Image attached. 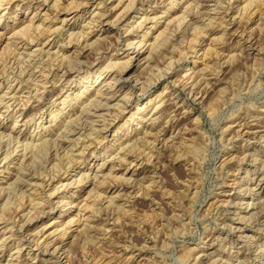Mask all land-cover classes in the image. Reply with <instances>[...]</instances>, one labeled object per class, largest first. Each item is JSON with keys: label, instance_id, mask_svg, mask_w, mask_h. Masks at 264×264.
Returning a JSON list of instances; mask_svg holds the SVG:
<instances>
[{"label": "rangeland", "instance_id": "obj_1", "mask_svg": "<svg viewBox=\"0 0 264 264\" xmlns=\"http://www.w3.org/2000/svg\"><path fill=\"white\" fill-rule=\"evenodd\" d=\"M71 1L75 0H60L57 8L51 7L55 0H49L47 6L41 5L42 0L4 2L0 8V57L2 55L3 58L1 66L6 65L11 76L13 72H21L22 69L31 68L33 64L32 60L28 59L27 52L19 56L15 62L10 61L9 44L13 41L10 38L14 31L27 25L29 22L27 20L36 12L34 26L40 25L43 32L39 36L38 44L47 40L51 29L53 31L61 25L65 9L71 5ZM100 1L89 0V4L81 5L79 14L83 13L88 17ZM110 2L107 0L108 9L118 15L124 6H115L118 0H114L113 6ZM147 2L151 4L150 9L156 8L158 12L165 10L161 0ZM179 2L181 3L178 7L185 0ZM199 2L201 4L204 0ZM206 4V8L211 12L207 15L199 14L198 21L180 37L184 38H179L177 43L179 46L176 45L179 49L175 48L172 55L169 53L164 63L163 58L155 56L152 66H147L144 59L147 52L134 62L136 67L125 83V87L131 90V98L126 108L124 107L122 112H117L115 109L119 102L114 100L112 102L114 107L111 106L109 111L116 113V117L107 111L104 112L106 121L102 120L103 117L96 118L95 124L98 128H102L106 122L108 126L104 133L110 135L102 143L92 145L82 168L85 165L93 168L102 161H97L92 152L98 158L103 155L101 158L108 161L111 159L115 152L113 150L106 152V148L108 140L112 139L119 126L122 127L118 134L123 138L127 133H134L132 129L138 126V117H145L147 124L151 122L148 120L151 106L146 113L137 115L138 117L130 116L136 111L137 104L148 105L151 98L152 102L164 98L159 127L165 130L166 134L161 139L165 138L167 145L151 149L144 142H140V145L138 143L130 151L133 155L142 156L139 157L140 164L137 166L136 162L131 166L111 162V166L114 163L117 166L114 173L121 174L131 169L139 170V173L134 176L131 187L124 189L121 187L119 192L109 193L107 196L110 197L96 205L100 212H96L94 220L91 221L97 227H101V224L109 226L108 232L95 234V229L90 233L95 235L91 238L85 232L88 230H83L84 223L88 221L85 217L91 212H79L77 207H72V212L76 219L79 218V222L76 221L72 228H68V235L63 236L61 228L53 232L58 224L54 226L51 224L66 219L71 211L68 210L71 205L52 209L46 205L44 209L40 208L35 215L33 214L32 230L35 229L36 232L46 228L45 235L52 231L54 233L52 239L64 243L66 249L64 258L56 259L45 253H39L36 257L35 252L28 254L27 250L23 249L22 255L15 259L11 254L16 253V248L13 245L9 248L10 242L4 248L2 264H264V189L261 193L258 189L264 183V177L261 179L264 176V0H212ZM201 5L199 8L195 7L193 13L197 9H201V12L206 9ZM166 6L169 7L168 4ZM228 9L233 12L235 24H228L230 21L227 23V18L224 17ZM135 11L132 15L136 13L138 18L145 10ZM190 15L192 16L191 13ZM190 15L185 21L187 24L191 22ZM164 19H161V23ZM88 20L89 17L86 21ZM151 24L148 23L147 27ZM177 26L174 30L180 33ZM105 27L101 29L103 36L99 43L98 39L95 40L97 35H91L93 37L89 43L92 48H87L84 56H81L82 62L79 64L81 67H74L75 69L71 70L72 75L81 76L92 72L96 68V62L104 57L106 62L116 56L122 61L125 59L123 51H113L119 36L116 27L106 32L103 31L107 28ZM99 29L100 27L96 26L94 30L97 32ZM72 44L65 46L67 54H73ZM35 47L36 45L33 46ZM57 49L58 47H54L52 53ZM42 60L37 61L34 66L41 68L52 63L48 56ZM166 61L173 63L171 65ZM192 68L196 69L198 75L187 82L185 75L190 73ZM74 70L79 72L75 73ZM5 78L0 76V81L4 82ZM74 85L72 83L71 88ZM69 87L66 88L67 93L72 91ZM27 90L28 88H25L19 94L23 98L21 103L26 102ZM60 91L61 86L57 84L54 94ZM31 103L29 102L23 111L21 109L18 112L14 111L10 117L7 114L3 122L12 127L16 116L21 113L23 114L18 120L32 117L35 110L30 109ZM68 110L69 107L66 111ZM23 121H19L16 131L27 130L21 125ZM11 130V128L6 130V134ZM29 130L32 131L34 128L30 125ZM7 138L8 136L5 137ZM18 150H21V147ZM40 154L39 163L45 158L44 152ZM10 168L14 170L15 163H10ZM109 169L110 167L104 172L105 178H100V181L108 182L106 185L115 183ZM78 171H71V176ZM14 180L15 177L12 181ZM71 189L76 204L79 203L81 206L85 200L93 203L96 193L93 185L76 182ZM36 191L30 192L37 199L43 198L45 194H41L42 189ZM90 191L94 195L90 196L88 194ZM111 198H115L113 204L108 203ZM12 199V202L16 201L14 196ZM3 202H6V198L0 201V230L5 228L7 225L5 219L13 215L12 210L14 207L17 208L15 205L19 203L17 201L16 204H10V208L4 213L1 212L5 204ZM246 209L251 211L246 212Z\"/></svg>", "mask_w": 264, "mask_h": 264}, {"label": "bare ground", "instance_id": "obj_2", "mask_svg": "<svg viewBox=\"0 0 264 264\" xmlns=\"http://www.w3.org/2000/svg\"><path fill=\"white\" fill-rule=\"evenodd\" d=\"M48 1L49 0H42L41 5L47 6ZM59 1L60 0H55L51 7L57 8ZM110 1L111 6H113L114 0ZM147 1L149 0H118L117 5L115 6H124V8H122L123 10L119 14L116 13L118 15H115L113 10L110 11V9H108L109 6L107 0H101L96 4V8L90 12L88 21H86L88 17L83 15V13L79 14V11L81 5L89 4V0L71 1V5L65 9V16L61 19V25L54 28L53 31L51 29V33L47 35V40L42 41L39 44L38 39L43 32L41 31L40 25V27L34 26L36 12L31 18H29V20L26 19L29 21L27 25L21 27V29L19 28L17 31L15 28L14 33L12 32L13 36L10 40L13 41L9 44V49L12 52H10V61L15 62L19 56H22L27 52V57L32 60L33 64L31 68L22 69V71L18 73L15 71L11 76L6 65L1 66L3 58L2 55L0 57V76L6 77L4 82L0 81V201L6 198V202H3L5 203L3 205L4 207L1 205V212L10 208V204H16V202L19 201V203L17 202L18 205H15L17 208L14 207V209L12 207L13 210L11 209L13 215L7 220L5 219L4 222H6L7 225H5V228L3 227V230H0V264H2L1 259L4 257V248L10 242L11 244L9 245V248H11L12 245L16 248V253L11 254L13 257L15 256V259H18V257L22 255L23 249L27 250L28 254L32 251L35 252L36 257L39 253H45L56 259L64 258V255L66 254L64 251V243L58 242L56 239L52 238L54 234L53 232L60 228L63 231V236L68 235V228H72L71 226L73 223L78 221L79 218L76 219L75 215L73 216L72 207H77L79 212H91L90 215L85 217L88 221L84 223L83 228V230H88L85 232L90 235L91 238L94 234L92 233L93 235H91L90 233L95 229V234H106L110 229L109 226L101 224V227H97L96 224L91 221L92 219L94 220V217L96 216L95 214H97L96 212H100L99 207H96V205L102 203L106 197H110L107 196L109 193L113 194L117 191L119 192L121 187L122 189L131 187L132 183H134V176L139 173V170L132 169L129 171L125 170L121 174L114 173L113 171L116 170L115 163L119 162V165L130 164L131 166L136 162L135 164L137 166L140 162L139 157L142 156L141 154L140 156H137L138 154L133 155L130 151L138 143L140 145V142H144V144L151 149L157 147L159 149L161 146L164 147L167 145L165 138L161 139V137L166 134L165 130L160 129L159 127L160 119L162 117L160 111L163 108L164 98L162 97L155 102H152L153 99L151 98V100L148 101V105L140 106L137 104L136 111L130 115L132 117H138L137 115L146 113L147 109L151 106L148 119L151 122L147 124L145 123V117H138V126L132 129L134 133H127L123 138L122 135L120 136L118 134L122 127L119 126L118 129H116L115 134L112 135V139L108 140L109 143L106 148V152L108 150H113V152H115L113 156L111 155V159L109 158L108 161L106 158H101L103 155L98 158V156L92 152L97 161H102L93 168H88L87 165L82 168V164H85L87 161L86 159L88 158L87 156L92 145L94 143H102L103 140L109 138L108 136L110 135L104 133L108 126L106 122L103 123L102 128H98L95 124L97 121L96 118L103 117L102 120L106 121L107 118L105 117L106 114H104V112L106 113L111 110V106L114 107V104H112L114 100H118L119 102V104L116 105L117 107L115 110H117V112H122L123 108H126V104L131 98V90L129 91L125 87V83L131 77V74L136 67L134 62L139 60V58L147 52V55L144 57L147 66H152L151 63L155 62L156 57L159 59L160 57L163 58L164 63L165 60H167V55H169V53L170 55L173 54L177 43H179V38L186 33V30L189 27L198 21L197 17H200L199 14L202 15V13H206L207 15L211 12L206 8V3L212 0H204L206 3L203 5L204 2H202L201 4L206 9H203V12H201V9H197L195 12L196 14L193 13V9L199 8L198 6L201 5L199 4L201 2H199V0H185V2L179 7L178 5L181 3L179 2L180 0H161V3H164L165 5V7H163L165 10H160V12H158L156 8L150 9L151 4ZM4 2L11 3V0H0V8ZM167 4L169 7L166 6ZM136 9L145 11L142 15L136 18V13L135 15H132L133 12H136ZM180 11L183 13H178ZM232 14L233 12L229 9L225 11L224 17L227 18V23L230 21L228 24H235L234 16ZM189 15L191 16L189 19L191 22H188L187 24L185 21ZM162 18L165 19L161 23ZM210 18L213 19V17ZM131 19L135 20L131 21ZM148 23H152L150 27H147ZM207 24L205 25L207 26ZM183 25L184 27H182ZM96 26L100 27L97 32L94 30ZM176 26L177 28L179 27L177 30H179L180 33H177L176 29L174 30V27ZM102 27L106 28L103 30L105 32L110 31V28L112 29L113 27H116L115 29H117L119 36L116 45L113 47V51H123L125 59L122 61L120 58L118 59L115 54L118 60L113 56L114 58H109V61L107 60L106 62L104 57V60L101 59L96 62V68L92 72L85 73V75L81 76L80 74L72 75L71 70L74 67L77 68L81 65V56H84L87 48H92V45L89 43V40L93 37L91 35H97L95 40L98 39V43L99 40H101V36H103L101 30ZM146 27L147 29L144 31ZM203 29L205 30V28ZM140 31H143V33H140ZM102 40H104V37ZM69 43H73L72 47L74 48L72 51L73 54L71 55L67 54L65 51V46ZM94 44L95 43H93V45ZM34 45H36L35 48H33ZM54 47H58V49L52 53L51 50ZM176 49L179 48L177 47ZM45 56H48V59H52V63L48 60L49 63H51L50 65L41 68H39V66H34L37 61L44 59ZM172 58L174 59V57ZM168 62L166 61V63ZM172 63L173 62L171 61L170 64L172 65ZM156 64V66L159 65L157 62ZM196 73V69L194 68H192L190 73H186L185 76L187 77V82L197 76L198 74L196 75ZM190 82L193 83V81ZM72 83L75 85L71 88ZM57 84L58 86H61V91L54 94ZM192 85L196 86L197 83L196 85ZM67 87H69V90L74 91H69V93H67ZM93 87L96 88L92 89ZM25 88H28V97L26 98V102L21 103L23 98L19 94L23 92V89ZM192 89L190 88V90ZM174 98L176 99L177 97ZM29 102H32L30 109L35 110L32 117L28 119H24L23 117L21 120H18L23 114L21 113L19 116H16V120L12 127L3 122L7 114L10 117L14 114V111L18 112L20 109L23 111ZM175 102L176 104H179L178 101ZM68 107L69 110L66 111ZM110 112L113 113L112 111H109V113ZM111 115L116 117V113ZM131 120L130 122H134V120ZM19 121H23L21 125L26 127V131H22V129L20 130L19 128L20 131H16L15 128L18 127ZM30 125L34 130L28 131V126ZM10 128L12 129L11 132L6 134V130ZM139 135L140 137L138 138ZM6 136H8L7 139H5ZM144 144L143 147L145 146ZM20 147L21 150H18ZM137 148V150H139L140 146ZM41 152L45 153V158L39 163ZM114 161L115 163L111 166V162ZM10 163H15L14 170H11ZM109 167V172L111 176L115 178V183L112 182L113 184L110 183L106 185L108 182L105 183L104 180L100 181V178H105L104 172L105 170H108ZM77 170L79 171L71 176L70 172H75ZM1 175L3 176L1 177ZM14 177L15 180L12 181ZM263 177L264 176H262L261 179ZM70 179L71 181H69ZM76 182L78 184L82 183L86 185L89 183L90 185H93V189H96L95 195L92 193L93 190L90 191L91 193H88L90 196L91 194L95 196L93 203H91V201L90 203L85 202V200L83 205L80 206L79 203L76 204V202H74L71 186ZM39 188L42 189V193H40L45 195L43 198L37 199L30 191H36ZM258 189L260 191L259 193H261L264 189V183H262ZM13 196L16 198L15 202H12ZM113 199L115 198H111L108 203L113 204ZM46 205L51 207V209L71 205V208L68 209H71L68 217L60 223L54 222V224H51L52 226L56 224L58 225H56L53 232L51 231L48 235H45L46 228L40 230L41 232H35V229L32 230L31 223L36 211L40 208L44 209V206ZM247 209L246 212L251 211ZM77 216L79 217V213H77Z\"/></svg>", "mask_w": 264, "mask_h": 264}]
</instances>
